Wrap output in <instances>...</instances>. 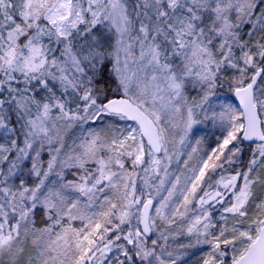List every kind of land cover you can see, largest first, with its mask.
<instances>
[{
  "label": "snow or ice",
  "instance_id": "obj_1",
  "mask_svg": "<svg viewBox=\"0 0 264 264\" xmlns=\"http://www.w3.org/2000/svg\"><path fill=\"white\" fill-rule=\"evenodd\" d=\"M0 264H264V0H0Z\"/></svg>",
  "mask_w": 264,
  "mask_h": 264
}]
</instances>
